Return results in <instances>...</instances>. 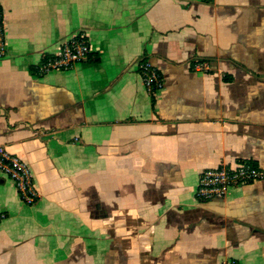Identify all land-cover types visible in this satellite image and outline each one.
<instances>
[{
	"label": "crops",
	"instance_id": "1",
	"mask_svg": "<svg viewBox=\"0 0 264 264\" xmlns=\"http://www.w3.org/2000/svg\"><path fill=\"white\" fill-rule=\"evenodd\" d=\"M0 3V146L38 194L0 170V264H264V178L196 195L224 162L264 173V0ZM78 33L92 57L40 75Z\"/></svg>",
	"mask_w": 264,
	"mask_h": 264
},
{
	"label": "built area",
	"instance_id": "2",
	"mask_svg": "<svg viewBox=\"0 0 264 264\" xmlns=\"http://www.w3.org/2000/svg\"><path fill=\"white\" fill-rule=\"evenodd\" d=\"M93 47L87 34L78 33L63 41L59 51L47 58L38 68L40 75L52 71H68L76 64L88 61L93 55ZM7 55L6 24L3 8L0 3V59ZM203 67L201 66V69ZM200 69V68H199ZM139 70L143 82L151 96H156L165 86L163 73L148 60L139 62ZM0 170L15 182L21 198L28 205H34L38 194L33 184L31 172L21 159L9 154L0 146ZM263 171L247 161L224 162L202 172L198 190V201H210L226 198L232 190L262 180ZM0 215V222L5 219ZM222 264H239L233 258L226 259Z\"/></svg>",
	"mask_w": 264,
	"mask_h": 264
}]
</instances>
